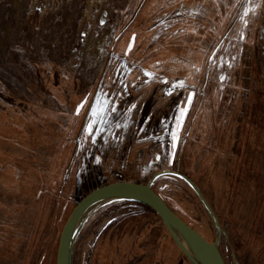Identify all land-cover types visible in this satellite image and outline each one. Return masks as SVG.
Masks as SVG:
<instances>
[{
    "label": "rangeland",
    "instance_id": "374dc122",
    "mask_svg": "<svg viewBox=\"0 0 264 264\" xmlns=\"http://www.w3.org/2000/svg\"><path fill=\"white\" fill-rule=\"evenodd\" d=\"M160 170L225 264H264V0H0V264H55L79 196ZM151 187L214 240L190 185ZM79 231L71 264H190L137 201Z\"/></svg>",
    "mask_w": 264,
    "mask_h": 264
},
{
    "label": "water",
    "instance_id": "95a60500",
    "mask_svg": "<svg viewBox=\"0 0 264 264\" xmlns=\"http://www.w3.org/2000/svg\"><path fill=\"white\" fill-rule=\"evenodd\" d=\"M162 174L177 175L187 185L191 186L215 226L214 240L207 239L196 228L189 225L151 187L152 182ZM120 200L137 201L146 207L148 206L157 214L161 223L167 228L172 241L178 246L190 264H225L224 257L218 247L223 233L218 218L199 187L188 176L176 170H160L146 184L125 180L110 182L95 187L92 191L83 195L71 208L59 231L55 264H71L73 243L80 232L82 224L97 209Z\"/></svg>",
    "mask_w": 264,
    "mask_h": 264
},
{
    "label": "crops",
    "instance_id": "0c3cea01",
    "mask_svg": "<svg viewBox=\"0 0 264 264\" xmlns=\"http://www.w3.org/2000/svg\"><path fill=\"white\" fill-rule=\"evenodd\" d=\"M83 159V157L81 158V160ZM168 238H167V236H163V238H162V241H163V243H165V244H163V245H166V243H169L168 242V240H167ZM165 249L167 250V251H169L170 250V247H168V246H165ZM166 250L164 251V252H166Z\"/></svg>",
    "mask_w": 264,
    "mask_h": 264
},
{
    "label": "trees",
    "instance_id": "16d2710c",
    "mask_svg": "<svg viewBox=\"0 0 264 264\" xmlns=\"http://www.w3.org/2000/svg\"><path fill=\"white\" fill-rule=\"evenodd\" d=\"M146 182H147V181H146ZM146 182L143 183V184H146ZM87 192H88V191H87ZM87 192H86V193H87ZM86 193H85V194H86ZM85 194H83V195H85ZM83 195L79 196L78 199L81 198ZM78 199H77V201H78ZM186 222H187V221H186ZM187 223H188V222H187ZM188 224L190 225V223H188Z\"/></svg>",
    "mask_w": 264,
    "mask_h": 264
},
{
    "label": "snow or ice",
    "instance_id": "6c2138e0",
    "mask_svg": "<svg viewBox=\"0 0 264 264\" xmlns=\"http://www.w3.org/2000/svg\"><path fill=\"white\" fill-rule=\"evenodd\" d=\"M181 115H183V110H182ZM89 130H90V126H89ZM173 139H175V135H173Z\"/></svg>",
    "mask_w": 264,
    "mask_h": 264
}]
</instances>
